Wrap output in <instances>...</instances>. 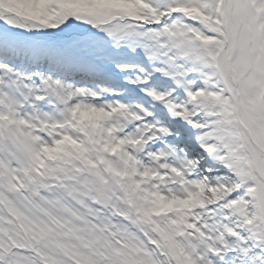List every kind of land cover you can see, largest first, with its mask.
<instances>
[{"label":"snow or ice","instance_id":"6c2138e0","mask_svg":"<svg viewBox=\"0 0 264 264\" xmlns=\"http://www.w3.org/2000/svg\"><path fill=\"white\" fill-rule=\"evenodd\" d=\"M0 264H264V0H0Z\"/></svg>","mask_w":264,"mask_h":264}]
</instances>
